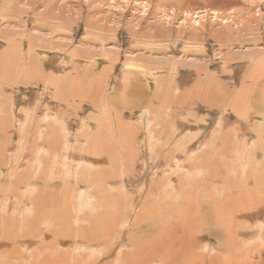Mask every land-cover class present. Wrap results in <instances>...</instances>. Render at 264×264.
<instances>
[{
  "label": "rangeland",
  "instance_id": "rangeland-1",
  "mask_svg": "<svg viewBox=\"0 0 264 264\" xmlns=\"http://www.w3.org/2000/svg\"><path fill=\"white\" fill-rule=\"evenodd\" d=\"M55 75L66 79L61 93ZM0 99V203L11 196L0 213V264H182L167 236H138L176 217L174 234L187 243L182 214L194 203L187 218L195 225L222 224L210 232L219 257L210 264H264V244L251 236L264 230L248 222L264 214V0H0ZM174 119L211 126L213 154L203 164L188 153L163 163L178 137L162 154L149 152V124L159 121L168 138ZM123 123L139 130L129 132L135 152L119 146L130 144ZM88 171L104 180L80 187L86 176L94 180ZM37 175L45 207L35 204L28 220L21 209L30 194L11 186ZM165 179L175 193L154 191ZM81 188L98 191L97 206L80 211L60 199L75 191L76 200ZM92 225L118 243L113 256ZM136 236L144 245L133 262Z\"/></svg>",
  "mask_w": 264,
  "mask_h": 264
},
{
  "label": "bare ground",
  "instance_id": "bare-ground-1",
  "mask_svg": "<svg viewBox=\"0 0 264 264\" xmlns=\"http://www.w3.org/2000/svg\"><path fill=\"white\" fill-rule=\"evenodd\" d=\"M182 11V10H181ZM192 17V16H191ZM176 75V74H175ZM52 77V76H50ZM182 81V80H181ZM175 82V81H174ZM66 83V79L62 77V75H55L53 78H52V84L55 85L57 91L59 93L62 92V89L63 87H65ZM176 84V83H175ZM178 84V82H177ZM176 86V85H175ZM180 86V84H179ZM187 86V85H186ZM189 87V86H187ZM186 88V87H185ZM254 88V87H253ZM181 90V89H180ZM187 92V91H186ZM223 98V97H221ZM226 99V98H225ZM225 99H222V100H225ZM1 100V99H0ZM1 103V102H0ZM199 112V110H198ZM188 120V119H187ZM177 121L178 119H174V122H171L167 125L169 131L171 132L170 136L168 138L165 137V135L163 134L162 130L160 128H158V125H159V121H154V122H151L149 124V126L146 128L148 130H151V133L147 136L148 140H149V152L153 153L154 155H159V154H162L166 148V146L169 144L170 140L172 138H177L176 139V143L174 144V147L173 149H170L168 151H166L163 156H162V161L164 164H168V163H171L179 158H182L184 156V154L188 153L189 156H190V160H192V157L195 159V162L197 164H203L205 162V159L203 160L202 157L204 158L205 155H207V153H209L210 155V151H212L211 153L213 154V139H214V135L213 134V131H211V126L209 125H202L200 128L199 126L197 127L196 125L194 126V124L196 123L195 119H192L190 121L187 122V125H186V121L182 119V123H179L177 124ZM114 123V122H113ZM224 123V121H223ZM212 124V123H211ZM210 124V125H211ZM109 123L107 122L106 123V126H108ZM111 125V123H110ZM113 125V124H112ZM199 125V124H198ZM201 125V123H200ZM2 129H5L6 128V125H3L1 124L0 125ZM117 126V125H115ZM213 127V126H212ZM121 131L124 129V131H126L125 129H127V132H126V135L125 136H122L123 137V140H126L127 143H130L128 144V149L126 150L125 147L120 146L122 152H125L127 151L130 152L131 150L134 151L135 146L137 143H136V138L133 137L132 134L130 133H135L134 136H137L138 133H139V130L136 129V131H132L130 132L128 130V128H126V124L123 123L120 127H118ZM134 128V127H132ZM131 128V129H132ZM136 128V127H135ZM133 130V129H132ZM191 137L195 139L194 140H190L186 134V132L188 131H191ZM44 131V128H39L37 130V132H42ZM94 131V130H93ZM98 131V130H97ZM96 131V132H97ZM110 131V129H109ZM112 131V129H111ZM103 132V131H102ZM120 132V131H119ZM123 132V131H122ZM130 132V133H129ZM154 132H157V134H154ZM219 132V131H218ZM224 132V131H223ZM110 133V132H109ZM121 133V132H120ZM217 133V132H216ZM119 134V133H118ZM213 134V135H212ZM66 133L65 131L61 130L59 131V137H62V136H65ZM88 135H91V134H88ZM122 135V133H121ZM90 137V136H89ZM93 137V136H92ZM103 138V137H101ZM87 139V138H86ZM97 139V138H96ZM104 139V138H103ZM112 139V138H111ZM100 140V139H99ZM105 140V139H104ZM108 140V139H107ZM87 141H90V139H87ZM121 141V140H120ZM191 142L190 144V147L186 148L185 147V144L187 142ZM85 142V140H84ZM83 142V147H88V143L86 142V144H84ZM110 142V141H109ZM113 142V141H112ZM101 143V142H100ZM114 143V142H113ZM105 145V144H104ZM110 145V144H109ZM114 145V144H113ZM48 147V146H47ZM109 147V146H108ZM107 147V148H108ZM99 148H104V147H101L99 145V142L97 143V149L99 150ZM106 148V149H107ZM119 149V148H118ZM130 149V150H129ZM209 149V150H208ZM101 150V149H100ZM99 150V151H100ZM131 151V152H133ZM136 151V150H135ZM134 151V152H135ZM88 152L90 153H95V154H100L98 151H93V150H88ZM121 152V151H120ZM45 151L44 149L39 146V154H44ZM14 155L16 156H19L20 153L18 151L14 152ZM108 155V154H107ZM102 156V155H101ZM202 156V157H201ZM127 158V157H126ZM133 158L136 159L135 156H133ZM125 159V158H123ZM126 161L127 160H124V164L126 166ZM79 163H82V159L80 158L78 160ZM29 166H37L39 169H42L39 167V163L37 161H29V163L27 164ZM144 165V164H143ZM127 167L130 168L129 166V162L127 164ZM148 167V166H147ZM14 167L12 166V170ZM87 169H94L93 167H90L88 166ZM3 170V164L0 163V171ZM134 170V169H133ZM190 171V170H189ZM258 171V170H257ZM95 172H99V171H88L87 173L91 174L94 178V180H87V176L85 177V179L82 181V183H79V186L80 187H84L83 184H87L85 186V188H89L91 186L93 187H96L98 185V181H103V177L101 175V173L99 172V176L95 175ZM153 176V175H152ZM155 176V177H154ZM151 180L154 181L155 183H159V179H161V176L160 178L158 179V181L155 179L157 178L156 175H154ZM242 176V175H240ZM184 178V177H183ZM124 179V178H123ZM122 179V182H124L125 180ZM149 180V181H151ZM121 182V181H120ZM39 183H44V180H43V177L42 175H37V176H34V177H29L27 179H20L18 180V183H17V186H11V188H15L17 189L18 191H23L24 193H29V197L25 198L23 200V208L21 209V213L22 215H24L28 220H35L36 219V215H35V208H34V205L35 204H38L39 207L41 208H44L45 207V203L42 201V198H41V195L40 193H38L36 191V187ZM104 185V184H103ZM223 185V184H221ZM103 187V186H102ZM177 187V184L175 183H171V182H168L165 180H163L158 186H157V189H154V191L156 192L157 190H159L160 192L164 193V194H167V193H175V190L174 188ZM229 187V186H228ZM180 188V187H179ZM189 189V188H187ZM227 189V188H226ZM230 190V189H228ZM57 192V191H56ZM75 191L72 192V195L71 194H68L67 191H64L62 193V195H59L61 196L60 199H67V200H70L71 202H73L75 205H77L78 209L81 211V210H87L88 208H94L93 206H97L96 204L99 202V198L97 197V192L98 191H91V192H87L86 190H84L83 188L79 189L78 192H77V196H76V200L75 198L73 199V193ZM102 192V191H101ZM55 193V192H54ZM60 193H61V190H60ZM264 192H260V194H263ZM232 194V193H231ZM229 195V194H228ZM230 196V195H229ZM261 196V195H260ZM228 197V196H227ZM263 197V196H261ZM11 199V196L10 195H5L4 196V200L0 203V213H2L4 211V207L5 205H7L9 203ZM258 199V198H257ZM260 200V198H259ZM227 201V200H226ZM256 201V200H255ZM222 202L225 203V201L223 200ZM101 203V201H100ZM99 203V204H100ZM216 203V202H215ZM221 203V202H220ZM150 204V203H149ZM193 204V202H192ZM227 204V202H226ZM226 204H223L226 205ZM153 208L155 207V204L154 203H151L150 204ZM258 202L257 204H255L254 206L258 207ZM225 207V206H224ZM189 208V207H188ZM191 208V211L189 214H191V216L186 213V211L184 210V214L186 213L185 217H184V214L183 215V220L185 222V226H188V227H191V231L188 233L187 235V239H186V242L185 243L183 240H181L180 238L176 237L174 232L177 228V223H176V217H171V218H168L166 219L161 225L159 226H155V227H149L150 230H151V234L149 236L147 235H139L138 237L139 238H143L144 241H148L149 239H153L155 237H158L160 240L164 237V236H167L168 238L171 239L172 243L174 244V248H175V251H176V254L177 256L180 258V257H183L182 258V264H210L211 260L213 257L217 256V255H214L213 252L216 250V247H215V244L213 243L212 241V238H211V230L214 228L216 229L214 232H217L221 227H222V224L219 225V226H214L212 228V225H211V222L209 221H202V226L201 225H195V220H189L187 217H191L193 218V215L195 214V203L190 207ZM189 208V210H190ZM255 208V207H254ZM149 209V208H147ZM182 208H180V210H182ZM258 209H260L258 207ZM188 210V211H189ZM219 211L222 212V209H218ZM91 211V210H89ZM150 211V210H149ZM187 211V212H188ZM148 212V210H147ZM192 212V213H191ZM258 212V211H257ZM183 213V211L181 212ZM181 213L180 216H181ZM227 215V214H225ZM225 215H223L221 218L224 222V218H225ZM221 216V215H220ZM230 217V216H229ZM261 221L257 224H255V222L257 220H254V219H250L248 220L249 223H251L252 226L256 227V228H261L262 230H264V214H262L260 217ZM232 219V218H231ZM231 221V220H230ZM250 225V226H251ZM256 225V226H255ZM216 227V228H215ZM3 230V227L0 226V232ZM92 231L94 232L95 234V238H97L98 240H101L103 239V241L99 242V244L101 245V247H103L104 245L108 244L109 242H111V237L109 238H104L103 236L99 235L98 232H97V227L95 225H92ZM88 231H86L87 233ZM251 236L253 238H256L258 237L261 242L264 244V235L261 234V231L258 230V231H252L251 230ZM9 236V235H8ZM224 236H220L218 238V241L219 239H223ZM225 238V237H224ZM230 239V237H228ZM227 240V239H226ZM207 241V243H206ZM231 241V240H230ZM133 242L134 244L137 246V249H133V251L131 252L133 254L132 256V261L133 262H137L140 258V255H139V252L141 251V249L143 248V245H144V242H142L141 240H138L137 236L134 237L133 239ZM260 242V241H259ZM110 244V243H109ZM108 244V245H109ZM227 244V243H226ZM260 243V245H263ZM25 247H27L28 245L27 244H24ZM118 246V243H116V241L113 242V244H110V248H109V254L113 256V253H112V247H117ZM225 246V245H224ZM262 247V246H261ZM223 248V247H222ZM229 249V247H227ZM226 248V249H227ZM21 249H24L23 247H21ZM107 250V248H105ZM160 250L163 249V247H159ZM263 250H264V247H263ZM223 251V250H222ZM136 253H138V255H135ZM120 254V253H119ZM185 254H188L190 257H186ZM109 258V256L107 257ZM217 258H219L217 256ZM184 259H186V262H184ZM49 261L48 259H43L42 262H47ZM160 261L162 262H168L169 261V258L166 257V258H162ZM157 262H152L151 264H155ZM16 264H39L38 263V259L36 258H33L31 260H28V261H24V260H20L18 258V261H16ZM136 264V263H135Z\"/></svg>",
  "mask_w": 264,
  "mask_h": 264
}]
</instances>
